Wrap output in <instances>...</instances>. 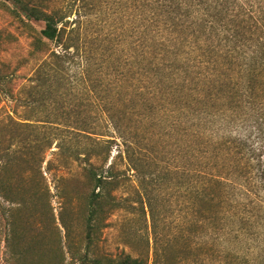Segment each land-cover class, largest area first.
<instances>
[{
	"label": "trees",
	"instance_id": "obj_1",
	"mask_svg": "<svg viewBox=\"0 0 264 264\" xmlns=\"http://www.w3.org/2000/svg\"><path fill=\"white\" fill-rule=\"evenodd\" d=\"M19 10L27 20L43 21L41 37L62 46L56 52L40 38L34 40L46 58L30 78L27 88L32 94L45 91L47 82L55 80L59 85L74 84L82 107L86 102L98 106L102 92L120 84L118 77L111 81L110 73L103 77L97 71L98 83L89 85L88 57L75 62L63 15L37 6ZM128 38L127 94L159 109L160 119L172 118L169 129L179 133L174 160L183 164L147 178L148 157L142 163V150L129 140H123V148L109 164V149L99 162L102 155L95 148L110 140L95 137L96 125L83 118L86 111L74 112L72 126L35 124L44 128L41 152L61 136L55 161L68 164L84 155L85 164L74 181L85 199L87 251L94 249L104 221L125 207L116 192L130 179L117 166L118 158L127 160L144 190L174 179L180 215L169 230L163 223L160 231L150 193L142 191L152 242L147 236L137 256H96L90 263L264 264V0H130ZM72 63L78 69L70 75ZM3 78L0 69V88ZM106 111L101 110L110 121ZM244 125L255 129L256 142L242 135ZM32 149L39 152L37 139ZM12 163L8 154L0 159V196L24 202L22 192L15 193L10 185ZM141 210L146 217L144 203ZM88 261L84 251L73 264Z\"/></svg>",
	"mask_w": 264,
	"mask_h": 264
},
{
	"label": "rangeland",
	"instance_id": "obj_2",
	"mask_svg": "<svg viewBox=\"0 0 264 264\" xmlns=\"http://www.w3.org/2000/svg\"><path fill=\"white\" fill-rule=\"evenodd\" d=\"M20 6H37L65 17L66 42L71 53L76 54L75 62L88 57L89 85L98 83L97 71L103 77L110 73L111 81L118 77L120 84L102 92L104 99L99 100L98 106L86 102L82 107L80 92L74 84L59 85L55 80L47 82L45 91L32 94L27 88L30 78L46 58L45 52L40 53L34 47V40L40 38L56 52H61L62 46L42 38L43 21L25 19ZM129 15L130 0H0V69L4 75L0 88V159L4 154L9 155L13 162L8 174L13 177L10 185L26 197L24 202L17 199L11 202L0 196V264H73L84 251L88 253L87 264L96 256L141 254L147 236L152 242L147 198L142 202L139 195L143 197L142 191L150 193L151 203L158 211L160 231L163 225L169 230L179 219L174 179L144 190L138 186L137 173L127 160L118 158L117 166L130 179L116 192L125 207L104 221L94 249L87 251L85 199L74 181L80 165L85 164L81 158L84 155L68 164L64 159L55 161L56 143L60 139L57 137L61 136H56L49 150L41 152L44 128L35 124L51 121L58 126H72L74 112L86 111L83 118L96 125L99 134L95 137L110 140L95 148L102 155L99 162L109 149V164L123 148V140H129L142 150V163L143 157H148L144 164L147 178L183 164L182 160H174L179 133L169 129L172 118L160 119L159 109L146 106L136 95L127 94L124 75L130 57ZM77 69V64L72 63L69 74ZM103 108H107L110 121L101 112ZM241 133L256 142L254 128L244 125ZM36 139L39 152L32 149ZM50 161L52 168L48 170ZM142 203L146 217L142 214Z\"/></svg>",
	"mask_w": 264,
	"mask_h": 264
}]
</instances>
